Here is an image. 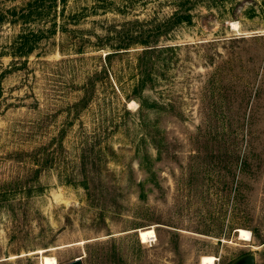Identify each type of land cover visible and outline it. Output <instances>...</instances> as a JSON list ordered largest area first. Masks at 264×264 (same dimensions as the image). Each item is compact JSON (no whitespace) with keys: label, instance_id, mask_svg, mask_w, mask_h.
<instances>
[{"label":"rangeland","instance_id":"374dc122","mask_svg":"<svg viewBox=\"0 0 264 264\" xmlns=\"http://www.w3.org/2000/svg\"><path fill=\"white\" fill-rule=\"evenodd\" d=\"M32 1L0 0V264H264V0L1 14Z\"/></svg>","mask_w":264,"mask_h":264},{"label":"trees","instance_id":"16d2710c","mask_svg":"<svg viewBox=\"0 0 264 264\" xmlns=\"http://www.w3.org/2000/svg\"><path fill=\"white\" fill-rule=\"evenodd\" d=\"M52 1L53 0H33L32 2H29L27 4L28 7L26 9H21L18 11L16 7H8L1 14L9 15L10 17L9 22L11 23H14L20 20L25 22L30 19L46 16L49 13V10H50L49 7H51ZM61 1L64 2L65 0H61ZM174 1L176 3V10L172 13L171 16H169L164 21V24H163V26H168V28L173 24L190 23L191 22V13H190L191 7H193L195 4H197L199 1H202V0H174ZM219 1H223V0H219ZM159 26L160 25L156 26V28L152 30L151 36L157 35L156 33L159 29ZM49 31L50 33H52L51 30ZM143 34H146V35L140 36ZM149 34L139 31L135 39H137V42H139L140 44L147 45L148 41L146 37ZM41 35L42 34L37 35L36 33L31 32L32 38H30V36H27L24 32L18 34L17 36H15V39H16L15 42L10 47L11 49L10 54L12 56H24L28 54L34 49L36 42L41 37ZM151 49H154V47L144 48L143 49L144 55H147L149 53V50ZM163 49L171 50L172 46H165L163 47ZM141 73H144L143 78L140 80V82H138L135 85V88H133L134 94H136L137 92L139 93V89L143 88L145 84L147 71L143 70Z\"/></svg>","mask_w":264,"mask_h":264},{"label":"bare ground","instance_id":"6f19581e","mask_svg":"<svg viewBox=\"0 0 264 264\" xmlns=\"http://www.w3.org/2000/svg\"><path fill=\"white\" fill-rule=\"evenodd\" d=\"M137 232H138V235L141 241H146L149 237L152 238V236H154V230L152 227L140 228L137 230ZM236 232L238 234V238L241 240H250L251 238L250 232L246 229L237 228ZM214 260H215V257L212 255H204L201 257L202 264H213ZM41 264H57V261L55 257L53 256L44 255L41 258Z\"/></svg>","mask_w":264,"mask_h":264},{"label":"water","instance_id":"95a60500","mask_svg":"<svg viewBox=\"0 0 264 264\" xmlns=\"http://www.w3.org/2000/svg\"><path fill=\"white\" fill-rule=\"evenodd\" d=\"M64 264H83L82 263V257L81 256L75 257L71 261H68ZM244 264H255L254 263V257L252 255H248Z\"/></svg>","mask_w":264,"mask_h":264}]
</instances>
